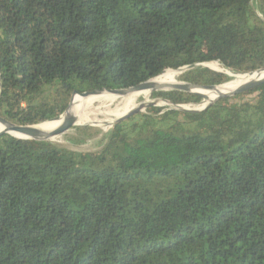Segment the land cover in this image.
Instances as JSON below:
<instances>
[{"label": "trees", "instance_id": "obj_1", "mask_svg": "<svg viewBox=\"0 0 264 264\" xmlns=\"http://www.w3.org/2000/svg\"><path fill=\"white\" fill-rule=\"evenodd\" d=\"M204 63L264 68V0H0V118L14 124L164 70L230 80ZM0 264H264V84L197 112L148 107L95 151L0 135Z\"/></svg>", "mask_w": 264, "mask_h": 264}, {"label": "water", "instance_id": "obj_2", "mask_svg": "<svg viewBox=\"0 0 264 264\" xmlns=\"http://www.w3.org/2000/svg\"><path fill=\"white\" fill-rule=\"evenodd\" d=\"M202 66L209 68L213 71L223 73L228 77H231V75L228 72L222 71V70H215V69L209 67L208 65H206V63L202 64ZM191 67H193V66H189L188 68H191ZM185 69H187V68H181V69H178V71L181 73ZM237 74L246 75L248 77L234 90L228 91V92H219L214 99L207 102L205 105L200 107L197 111L204 110L209 105L213 104L215 101H217L219 99L231 98L237 94H242L244 92H247L249 90H252V89L257 88L258 86H261L264 84V68H260L258 70L252 71V72L237 73ZM150 81H151V79H149L145 82H142L136 86L129 87L126 89H109V90L103 89V90L93 91L92 93L85 92L82 94H79L77 92H73L65 111L62 114H60L59 116H57L53 119L47 120V121H56L60 118L59 124L56 126L55 129H53L50 132H45V131H42V130L35 128L36 124H33V125L14 124V123L8 122V121L0 118V122L3 123V125H4V129H2L0 131V135L8 134V135H11V136L18 138V139H31V140H37V141H46V140L51 141L52 138L58 137V136L62 135L63 133H65L66 131H68L69 129H71L72 127L77 126L75 116H73L71 113H69V108H70L71 101H72V98L74 95L87 96L89 94L99 93V92H103V91H108L110 93L122 95V94H125L131 90L150 89L151 92H154L157 90H162L163 88H167V89H177V90H182L185 92L193 93V94H196V95H198L204 99L202 93L199 92V90H204V89L213 90V89H216L218 86H220V85H218V86H216V85L203 86V85H195V84L185 83V82H175L174 84L168 85L167 87H159V86L153 85ZM145 107H146V105L139 104L138 106L132 108L131 110H129L128 112H126L125 114H123L122 116L117 118L115 120V122L113 123L112 127H114L117 123H119L123 120H126L127 118L131 117L132 115L137 114L139 112H142ZM185 110L189 111V109H185ZM10 131L18 133L19 136L12 134Z\"/></svg>", "mask_w": 264, "mask_h": 264}, {"label": "bare ground", "instance_id": "obj_3", "mask_svg": "<svg viewBox=\"0 0 264 264\" xmlns=\"http://www.w3.org/2000/svg\"><path fill=\"white\" fill-rule=\"evenodd\" d=\"M206 65H208L209 67H211L210 65H212L213 67L211 68L215 70L226 71L233 78L230 81H227L226 83L218 86L216 89L199 90V92H201L204 97L203 102L199 106L201 105L203 106L210 100L214 99L219 92H228V91L234 90L248 77L246 75H239L229 70L215 68V67H218L217 64H210V65L206 64ZM176 72H179V71L178 70H174V71L165 70L158 76L152 78L150 82L153 85H156L159 87H167L168 85L175 83ZM149 91L150 89L131 90L122 95L110 93L108 91H103V93L99 92L101 93V95H99L98 102L96 105H90L89 103L85 105L80 100H77L75 104L70 105L69 113L75 116L76 123H89V124L101 126L103 128H109L113 125V123L115 122L117 118H119L120 116H122L123 114L131 110L132 108L138 106L136 104V100L138 97L143 96L147 98L149 95ZM94 94H97V93H94ZM89 95H87L85 98H89ZM80 97H84V96H80ZM119 97L121 98L120 101L113 108H111V105L115 103ZM59 122H60V118L56 121H47L46 126L44 124L43 125L36 124L35 128L45 131V132H50L56 128ZM39 124H42V123H39ZM2 129H4V125L3 123L0 122V131ZM10 132L16 136H19L18 133H15L12 131Z\"/></svg>", "mask_w": 264, "mask_h": 264}, {"label": "rangeland", "instance_id": "obj_4", "mask_svg": "<svg viewBox=\"0 0 264 264\" xmlns=\"http://www.w3.org/2000/svg\"><path fill=\"white\" fill-rule=\"evenodd\" d=\"M211 64H216V63H211ZM210 66L213 67L212 65ZM215 68H219V67H215ZM166 71H174V70H166ZM179 74L180 72H176L175 82H183L179 79ZM232 78L233 77H229L230 80ZM162 90H169V89L163 88ZM101 93L91 94L89 95V98H85L86 96L79 97L78 100H80L85 105H87L88 103L90 105H96L98 102L99 95H101ZM150 93L152 92L149 91V95L147 98L140 96L136 100L137 105L139 104L146 105L145 109H143L142 111L144 113L146 112V109L151 106L159 107L161 109H169V108L183 109V110L189 109L190 112H197V110L202 106L199 105L204 100L203 98H201V101L198 104H184L180 106H174L171 103L161 98H152ZM120 97L116 100L115 103L111 105V108H113L120 101L121 99ZM250 97H253V95L247 96V98ZM76 124L77 126L72 127L71 129H69L62 135L55 137L54 139L52 138L51 141L56 145L66 147L73 151H95L100 149V147L103 145L109 130L112 128V126L109 128H103L101 126H97L89 123H76ZM38 125H43V124H38ZM44 125L46 126V123H44Z\"/></svg>", "mask_w": 264, "mask_h": 264}]
</instances>
